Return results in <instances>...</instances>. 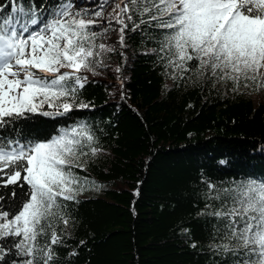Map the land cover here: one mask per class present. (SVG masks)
I'll return each instance as SVG.
<instances>
[{"label": "snow or ice", "instance_id": "obj_1", "mask_svg": "<svg viewBox=\"0 0 264 264\" xmlns=\"http://www.w3.org/2000/svg\"><path fill=\"white\" fill-rule=\"evenodd\" d=\"M142 25L158 33L171 79L194 73L231 82L237 94L264 89V0H89L87 8L78 0L0 2V189L12 186L0 192V264H53V246L65 243L55 222L67 228L66 203L95 184L75 170L86 171L85 158L102 151L85 123L41 140L26 122L88 108L77 102L89 82L83 73L106 67L116 51L104 42L109 33L126 48L127 32ZM207 188L220 201L207 212L226 241L214 244L217 254H230L231 264H264V179Z\"/></svg>", "mask_w": 264, "mask_h": 264}, {"label": "trees", "instance_id": "obj_2", "mask_svg": "<svg viewBox=\"0 0 264 264\" xmlns=\"http://www.w3.org/2000/svg\"><path fill=\"white\" fill-rule=\"evenodd\" d=\"M141 27L127 32L126 48L109 33L104 42L116 51L106 67L83 73L89 82L77 102L88 108L26 122L25 131L41 140L85 123L102 149L85 158L86 171L75 170L95 182L97 196L66 203L69 225L55 222L65 243L53 246V264H231L230 254L213 247L226 241L215 231L220 222L207 215L220 203L209 199L207 184L264 179V89L237 94L231 82L194 73L171 79L158 33Z\"/></svg>", "mask_w": 264, "mask_h": 264}, {"label": "rangeland", "instance_id": "obj_3", "mask_svg": "<svg viewBox=\"0 0 264 264\" xmlns=\"http://www.w3.org/2000/svg\"><path fill=\"white\" fill-rule=\"evenodd\" d=\"M110 42L112 43V41ZM253 100L255 101V99ZM96 196H97V193L94 189L91 188V184H90L78 197H96Z\"/></svg>", "mask_w": 264, "mask_h": 264}]
</instances>
